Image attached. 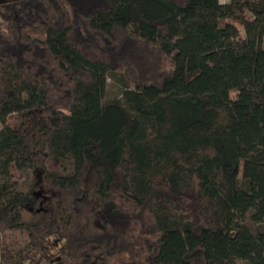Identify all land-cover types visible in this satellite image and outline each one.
Listing matches in <instances>:
<instances>
[{
	"label": "trees",
	"instance_id": "trees-1",
	"mask_svg": "<svg viewBox=\"0 0 264 264\" xmlns=\"http://www.w3.org/2000/svg\"><path fill=\"white\" fill-rule=\"evenodd\" d=\"M0 124V264H264V0H0Z\"/></svg>",
	"mask_w": 264,
	"mask_h": 264
},
{
	"label": "rangeland",
	"instance_id": "rangeland-1",
	"mask_svg": "<svg viewBox=\"0 0 264 264\" xmlns=\"http://www.w3.org/2000/svg\"><path fill=\"white\" fill-rule=\"evenodd\" d=\"M229 0H220L221 3H227ZM122 86L112 77L109 75L107 76V87H106V92H105V97L104 100H111L115 98H121L122 96ZM3 126V124H0V128ZM245 221L248 220V215L245 216L244 218ZM17 240L19 243H22L24 238L21 236L17 237Z\"/></svg>",
	"mask_w": 264,
	"mask_h": 264
}]
</instances>
